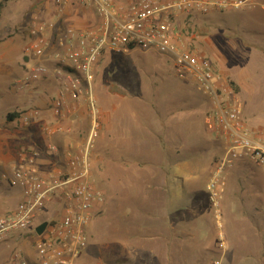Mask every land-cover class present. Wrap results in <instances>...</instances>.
I'll return each instance as SVG.
<instances>
[{
    "label": "built area",
    "instance_id": "obj_1",
    "mask_svg": "<svg viewBox=\"0 0 264 264\" xmlns=\"http://www.w3.org/2000/svg\"><path fill=\"white\" fill-rule=\"evenodd\" d=\"M55 4L62 13L74 7L88 9L94 20L84 26L69 23L57 31L46 18L35 15L28 27L30 41L26 50L38 61L29 64L15 85L29 90L40 80L54 78L47 108L55 121L76 114L83 104L88 127L80 141L69 140L63 145L45 142V150L58 163L56 168L46 171L29 162L13 165L10 173L3 175L10 187L21 191V198L13 209L0 215V242L10 241L12 235L27 229L35 236L34 260L14 250L10 264H74L85 248L92 216L104 203V191L92 177L91 156L100 136L101 119L92 82L106 47L128 50L127 45L132 44L133 49L149 47L168 55L176 74L191 78L205 94L209 102L205 128L221 147L205 189L216 227L222 228L220 202L228 172L238 160H248L264 170V131L247 126L242 99L211 61L181 40L176 20L181 15L248 9L257 0H55ZM39 118L41 112L32 108L21 114L20 122L26 125ZM53 129L64 131L59 126L41 125L46 134ZM46 207L52 211L44 212ZM41 215L44 218L37 221ZM43 221L46 227L37 235L34 230ZM217 235L221 237V231ZM218 245L225 248L222 238ZM212 264H222V258H214Z\"/></svg>",
    "mask_w": 264,
    "mask_h": 264
},
{
    "label": "rangeland",
    "instance_id": "obj_2",
    "mask_svg": "<svg viewBox=\"0 0 264 264\" xmlns=\"http://www.w3.org/2000/svg\"><path fill=\"white\" fill-rule=\"evenodd\" d=\"M257 5L248 9L208 15H181L176 20V28L180 32L181 40L211 61L222 72L231 89L242 99L243 118L247 126L264 131V9H256ZM55 6V0H8L1 4L0 37L4 40L0 42L10 40L19 48L26 57L24 72L29 64L38 61V57L26 50L30 41L28 27L35 15L46 18L51 28L57 31L69 23L84 26L90 25L94 20L88 9L74 7L62 13L58 12ZM256 28L262 30H255ZM173 65L168 55L159 54L149 47L128 50L106 47L95 66L92 88L100 110L102 132L96 140L91 162L92 177L104 191V203L92 216L87 231V243L74 264H109L108 256L113 236L123 231L128 232L132 228L126 220L119 221L117 214L119 210L121 213L127 208L134 194L128 191L120 192L114 184L130 185V181L134 184V170H131L129 161L121 162L118 157L121 153H131L136 148L131 146V142H136L138 134L147 135L144 130L148 124L146 118L153 110L162 109L163 112V109L177 104L183 107L180 114H194L196 119L191 124L188 123V133L186 137L183 135L188 149L194 146L201 133L208 141L214 139L212 134L204 129L198 115L201 106L208 110V99L196 89L191 78L177 75ZM18 75L15 64L8 63L7 68L0 71V92L7 93L8 87ZM5 103L7 102L0 100V107ZM188 105L190 106L187 107ZM110 109L112 127L106 131L104 119ZM137 110L140 111L139 116L134 117L133 112L137 114ZM80 118L73 133L76 138L82 140L87 131L88 118L86 115ZM196 124L199 125L198 132L195 131ZM7 131L11 133L9 138L12 148L17 149L11 153L20 154L27 151L24 146L26 142L21 139L34 133L36 127L14 125ZM34 150L36 148L31 152ZM41 151L42 148H39L37 152ZM207 157L210 159V154ZM10 169L11 167L0 168L2 184L7 185L2 174L8 175ZM231 170L235 174L239 190L236 200L247 214L246 220L252 223V219L258 216L259 212L264 213V170L248 160L236 161ZM17 199L16 195L10 197L9 204L14 205ZM220 203L222 223V198ZM50 211L52 209L46 207L44 212ZM213 215L211 221L215 224ZM43 218L44 215H41L37 221ZM242 227L243 230L248 229L245 222H242ZM216 231H221V237L216 234L217 244L220 238L225 242L223 226ZM10 238L11 241L5 242L0 250V264H8L14 250L24 251V254L29 253L35 258V236L31 229ZM2 243L4 242H0Z\"/></svg>",
    "mask_w": 264,
    "mask_h": 264
},
{
    "label": "crops",
    "instance_id": "obj_3",
    "mask_svg": "<svg viewBox=\"0 0 264 264\" xmlns=\"http://www.w3.org/2000/svg\"><path fill=\"white\" fill-rule=\"evenodd\" d=\"M257 4L256 9H264V0H257ZM0 40L4 38L0 37ZM25 60L26 57L10 40L0 42V71L13 62L19 74L15 80L21 79L25 74ZM15 80L8 87L7 93L0 92V100L7 102L0 107V168L12 167L13 163L21 165L32 162L46 171L52 170L58 163L47 153L44 144L47 141H55L61 145L69 140L80 141L74 136L73 130L79 125L80 117L85 116L84 106L81 104L76 114L56 122L47 108L54 91L55 79L49 77L40 80L33 85L35 89L29 90H20L15 85ZM32 108L41 112V118L23 125L20 122L21 114ZM182 108L175 104L169 109H163V112L162 109L153 110L146 118L148 124L144 130L147 135L138 134L136 142L130 139L131 146L136 148L131 153L124 152L118 157L121 162L129 161L131 170H134V184L132 181L130 185L114 184L120 192L134 194L127 208L121 213L119 210L117 214L119 221L126 220L132 228L113 236L109 264H212V260L217 257L222 258V264H264V213L258 211V216L252 219V223L246 220L247 214L236 200L239 190L231 169L222 197L225 249H220L217 244L218 231L216 224L211 221L214 213L207 200L205 185L221 147L215 138L208 141L201 133L194 146L188 149L184 137L188 133V123L191 124L196 118L194 114H180ZM199 109L198 115L206 129L204 122L207 110L204 106ZM12 111H18L19 117L7 121V114ZM139 112H133V116L138 117ZM109 114L112 117L111 109L104 119L106 131L112 127ZM14 125L36 127L34 133L21 139L26 142L24 146L27 151L20 154L11 153L17 149L12 148L9 138L11 133L7 130ZM41 125L51 128L59 126L64 131L55 132L53 129L46 134L41 131ZM195 127L198 132L199 125L196 124ZM67 129L71 132H67ZM101 132L102 128L100 136ZM39 148H42L41 152H37ZM20 192L19 189L0 182V215L16 206L21 198ZM15 195L18 199L11 206L9 199ZM242 222L248 226L247 230H243ZM4 244H0V250ZM26 254L29 259L34 260L29 253Z\"/></svg>",
    "mask_w": 264,
    "mask_h": 264
},
{
    "label": "trees",
    "instance_id": "obj_4",
    "mask_svg": "<svg viewBox=\"0 0 264 264\" xmlns=\"http://www.w3.org/2000/svg\"><path fill=\"white\" fill-rule=\"evenodd\" d=\"M5 1H8V0H0V9H1V4H2L3 2H5ZM127 48H128V49H133L132 44L127 45ZM16 117H19V113H18V111H12V112H9V113L7 114L6 120H7V121H11V120H13V119L16 118Z\"/></svg>",
    "mask_w": 264,
    "mask_h": 264
},
{
    "label": "water",
    "instance_id": "obj_5",
    "mask_svg": "<svg viewBox=\"0 0 264 264\" xmlns=\"http://www.w3.org/2000/svg\"><path fill=\"white\" fill-rule=\"evenodd\" d=\"M47 222L43 221L41 222L36 229L34 230L37 235L41 234V232L45 229Z\"/></svg>",
    "mask_w": 264,
    "mask_h": 264
}]
</instances>
